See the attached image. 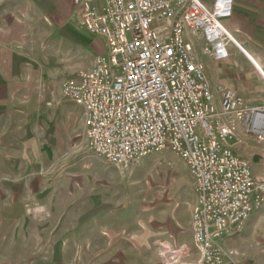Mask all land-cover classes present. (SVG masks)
<instances>
[{
  "label": "built area",
  "instance_id": "2783aa9c",
  "mask_svg": "<svg viewBox=\"0 0 264 264\" xmlns=\"http://www.w3.org/2000/svg\"><path fill=\"white\" fill-rule=\"evenodd\" d=\"M228 2L216 0L209 10L200 0H73L106 52L62 85L83 109L88 148L118 169L165 149L185 161L195 181L196 264H227L238 255L221 242L239 236L264 204V181L234 149L242 126L264 141V107L246 106L228 87L215 92L197 51L227 57L220 18ZM167 249L165 264L177 263L180 255Z\"/></svg>",
  "mask_w": 264,
  "mask_h": 264
},
{
  "label": "rangeland",
  "instance_id": "374dc122",
  "mask_svg": "<svg viewBox=\"0 0 264 264\" xmlns=\"http://www.w3.org/2000/svg\"><path fill=\"white\" fill-rule=\"evenodd\" d=\"M25 7V1L0 0L6 17ZM46 45L32 44L30 53L33 58L45 53L46 66L55 70L62 50L58 44ZM91 53L86 51L82 61L70 60V70L87 67ZM69 75L65 71L60 77ZM63 82L54 77L41 88L37 81L33 95L23 98L32 112H23L22 121L31 119L32 125L28 137L22 128V209L15 217L22 216V232L31 239L22 234L7 241L0 248V264H165L167 248L180 255L174 264H196L195 181L185 161L165 149L131 169H118L88 148L83 109L64 97ZM245 150L243 157L252 161L256 149ZM36 162L33 191L25 186L31 179L25 174ZM96 236L103 238L98 247ZM235 264H241L238 258Z\"/></svg>",
  "mask_w": 264,
  "mask_h": 264
},
{
  "label": "crops",
  "instance_id": "0c3cea01",
  "mask_svg": "<svg viewBox=\"0 0 264 264\" xmlns=\"http://www.w3.org/2000/svg\"><path fill=\"white\" fill-rule=\"evenodd\" d=\"M18 1L21 4L25 1L26 7L17 10V15L6 17L2 14L5 9L0 8V248H6L7 241L19 240L25 234L22 232V216L15 217L17 208L22 209L23 184L19 182L22 128L28 137L27 130L32 125L31 119L25 123L22 121L23 112H32L28 100L23 102V98L33 95L37 81L44 88L54 77L64 82L76 78L82 70L91 68L95 58L106 51L104 39L90 34L81 24L73 0ZM200 1L209 10L215 8L216 0ZM228 3L229 14L220 18L230 38L225 45L227 57L217 59L202 54L200 48L197 51L215 92L221 86L228 87L243 97L246 106L264 107V0H229ZM32 44H43V49H47L46 44H58L62 50L54 61L58 67L53 70L46 66L45 53L40 58H33L30 53ZM86 51L92 52L87 67L70 70V60H84ZM253 67L263 80L255 75ZM65 71L70 75L61 79L60 75ZM217 97H220L218 93ZM239 136L241 142L235 143V151L244 156L245 146L256 149L252 156L253 174L258 182L264 181V143H257L246 133L244 126ZM37 168L36 162L25 174L31 178L25 186L34 187L33 191L36 190ZM8 222L9 227L4 229ZM101 242L103 238L96 236L95 247ZM221 244L239 252V255L227 258V264H235L237 258L241 264H264V204L253 213L239 236ZM109 264L118 263L111 261Z\"/></svg>",
  "mask_w": 264,
  "mask_h": 264
}]
</instances>
